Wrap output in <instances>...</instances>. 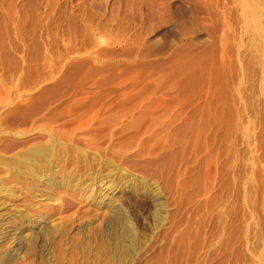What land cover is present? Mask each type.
<instances>
[{
    "label": "rangeland",
    "instance_id": "rangeland-1",
    "mask_svg": "<svg viewBox=\"0 0 264 264\" xmlns=\"http://www.w3.org/2000/svg\"><path fill=\"white\" fill-rule=\"evenodd\" d=\"M0 264H264V0H0Z\"/></svg>",
    "mask_w": 264,
    "mask_h": 264
},
{
    "label": "bare ground",
    "instance_id": "bare-ground-1",
    "mask_svg": "<svg viewBox=\"0 0 264 264\" xmlns=\"http://www.w3.org/2000/svg\"><path fill=\"white\" fill-rule=\"evenodd\" d=\"M263 36V35H262ZM251 51V50H250ZM201 54V53H200ZM198 58V57H197ZM190 66V65H189ZM208 112V111H207ZM211 113V112H210ZM23 114V113H22ZM25 114V113H24ZM27 114V113H26ZM206 114V113H205ZM194 117V116H193ZM215 118V117H214ZM50 136H51V134H50ZM68 140V139H67ZM69 141V140H68ZM62 142V141H61ZM52 146V145H51ZM62 146V145H61ZM65 147V146H64ZM67 147V146H66ZM41 148H43V147H40V149H35V153L34 154H36V156H44V150H45V148H43L42 150H41ZM49 148V147H48ZM53 149V148H52ZM67 149V148H66ZM69 149H70V147H69ZM48 150V149H47ZM52 151V150H51ZM48 152V151H47ZM45 153H46V151H45ZM32 154V153H31ZM51 154V153H50ZM65 154V153H64ZM46 155H47V153H46ZM22 157H23V155H21ZM25 157V156H24ZM45 157H48V156H45ZM45 157H42L43 159L45 158ZM32 158H34V157H32ZM36 158H38V157H36ZM49 173V172H48ZM114 209V208H113ZM124 226H125V224H123ZM127 226V225H126ZM125 226V227H126ZM123 227V226H122ZM124 228V227H123ZM125 229V228H124ZM128 229V228H127ZM126 230V229H125ZM128 231V230H127ZM124 235V234H123ZM132 235V234H131ZM126 236V235H125ZM129 236V235H128ZM124 237V236H123ZM131 239V238H130ZM124 244V243H123ZM123 246H125V245H123ZM123 246H121V247H123ZM121 249V248H120ZM123 249V248H122ZM120 252H123V251H120Z\"/></svg>",
    "mask_w": 264,
    "mask_h": 264
}]
</instances>
